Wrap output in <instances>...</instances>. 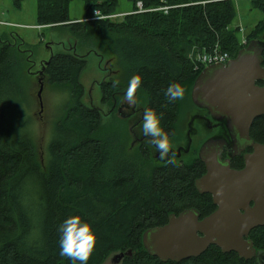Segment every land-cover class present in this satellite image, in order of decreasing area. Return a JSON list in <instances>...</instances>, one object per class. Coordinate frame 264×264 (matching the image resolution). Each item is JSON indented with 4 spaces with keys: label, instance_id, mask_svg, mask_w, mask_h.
I'll return each mask as SVG.
<instances>
[{
    "label": "trees",
    "instance_id": "trees-1",
    "mask_svg": "<svg viewBox=\"0 0 264 264\" xmlns=\"http://www.w3.org/2000/svg\"><path fill=\"white\" fill-rule=\"evenodd\" d=\"M21 1L16 0L18 7ZM84 1L85 20L73 22L71 0H37L38 26H60L75 41L43 67L46 82L70 95L44 161L26 132L22 93L15 86L32 52L24 56L28 52L0 37V264H69L59 255L58 232L69 216H80L95 232L88 264H104L113 254L129 251L122 264H258L215 246L179 263L147 253L143 234L167 224L170 215L196 209L203 219L214 212L211 196L195 186L205 167L197 161L157 168L147 154L112 145L103 134V114L83 102L87 60L79 51L109 55L116 62L117 79L101 84L103 104H113L129 78L140 75L136 93L146 96L145 109L163 113L161 124L169 135L178 105L166 100L164 90L172 83H193L204 70H196L190 57L219 48L236 58L260 39L240 44L238 30L230 29L236 17L233 0H127L133 11L123 19L96 20H90L95 11L116 15L119 0ZM250 1L264 12V0ZM139 2L147 12L135 13ZM162 8L168 9L156 10ZM250 137L264 144V117L254 121ZM250 239L257 251L264 250V227L254 229Z\"/></svg>",
    "mask_w": 264,
    "mask_h": 264
},
{
    "label": "water",
    "instance_id": "water-1",
    "mask_svg": "<svg viewBox=\"0 0 264 264\" xmlns=\"http://www.w3.org/2000/svg\"><path fill=\"white\" fill-rule=\"evenodd\" d=\"M263 55L264 39L252 40L236 58L206 67L195 80L193 103L225 122L238 153L245 146L253 148V153L237 171L229 161H222L225 140L204 143L199 159L206 173L195 186L200 194L211 195L217 209L203 219L196 209H187L170 215L167 224L147 230L142 237L144 249L162 262L196 258L213 246L246 260L256 255L248 238L254 229L264 227V144L256 143L250 130L255 120L264 117ZM124 256L116 254L114 261L119 263Z\"/></svg>",
    "mask_w": 264,
    "mask_h": 264
},
{
    "label": "rangeland",
    "instance_id": "rangeland-1",
    "mask_svg": "<svg viewBox=\"0 0 264 264\" xmlns=\"http://www.w3.org/2000/svg\"><path fill=\"white\" fill-rule=\"evenodd\" d=\"M236 9V17L230 25L231 30H238V38L242 46L247 45L250 39H264V12L255 9L250 0H233ZM133 11V4L127 0H119L116 15H127ZM87 15V7L84 0H71L69 6V18L73 22H82ZM124 18V17H123ZM119 18V19H123ZM37 0H22L20 7L16 0H0V37L17 47L18 50L29 56L30 61L20 70V79L15 86L20 89L23 106L28 121V129L32 136L40 158L47 159V147L54 140L55 127L63 117L64 107L69 99V91L49 85L43 70V64L57 54L66 53L74 46V39L60 26L50 25L40 27L37 22ZM82 49V48H81ZM88 49L79 51L86 56L87 66L81 75V83L85 89L84 104L97 108L105 113L108 107L102 103L101 84L106 79L105 70L108 65L112 70L117 71L116 62L111 56L100 57L97 53H88ZM101 54V51L98 50ZM23 56V55H22ZM114 74V73H113ZM113 78H116L114 76ZM193 83L188 81L183 84L185 89L184 97L178 100L180 106V117L187 119L191 114V88ZM41 97L38 93L41 90ZM18 89V90H19ZM20 95V94H19ZM138 104L145 105L146 96L136 94ZM21 100V98H20ZM103 134L109 135L107 124L110 121L105 114L102 115ZM126 148L130 146V138L126 135ZM194 152L191 156L184 157L189 164L194 159ZM114 255V254H113ZM112 255V256H113ZM111 256V257H112ZM109 257L104 264L113 263Z\"/></svg>",
    "mask_w": 264,
    "mask_h": 264
},
{
    "label": "flooded vegetation",
    "instance_id": "flooded-vegetation-1",
    "mask_svg": "<svg viewBox=\"0 0 264 264\" xmlns=\"http://www.w3.org/2000/svg\"><path fill=\"white\" fill-rule=\"evenodd\" d=\"M232 59L233 58L230 57V60ZM105 70L107 72V76L106 79L103 81V83L109 82L114 76L117 75V71L112 70L108 65L106 66ZM194 83L195 81L193 82L191 88V95H190L191 106L189 107L190 109L189 112H191V114L188 115L187 119L180 117L179 114L180 104L177 100L178 115L169 124V128H170L169 139L171 144L169 155H166L163 159H161L159 153L150 143V138L142 134L140 124H141L142 114L145 110V105L141 106L140 104H138L136 92L134 94L133 104H128L127 102L124 101L125 91L119 92L117 94L118 97L117 99H114L113 104L111 105L105 104L108 107V112L106 113L104 111L103 112L108 118H110V121L106 126L110 137V143L112 145L116 143L120 146V148L124 147L125 149L131 152H137L139 154L142 153L147 154L149 157V162L153 166L160 168V167H166L169 164L191 165L197 161H200L199 159L200 149L205 142H207L210 139L225 140L227 142V146L222 150V161L223 162L229 161L230 167L233 170H237V171L242 170L245 167V157L253 153V148L245 146L241 148L240 153H238L235 147L236 145L230 136V132L228 131L225 122L216 121L208 110L199 108L193 103L192 90ZM126 135L129 136L131 140L129 142L130 143L129 148H126V143H127V140L125 139ZM193 152L195 153L194 154L195 157L189 164H187L184 160V157L191 156ZM202 164L204 165V163ZM205 173H206V167H205ZM212 204L215 207L214 211H216L217 207L214 205L213 200H212ZM248 239H250V235ZM218 249L223 254L233 253L236 256H238L239 259H242L235 252L224 253L220 248ZM123 254L125 256L120 260L119 263H116L114 261L115 255H113L111 257L113 263L122 264L126 255L128 256L132 255L131 251L127 252V254L126 253ZM243 260L258 262V264H264V250H258V251L256 250L255 256H253L249 260L246 259Z\"/></svg>",
    "mask_w": 264,
    "mask_h": 264
},
{
    "label": "clouds",
    "instance_id": "clouds-1",
    "mask_svg": "<svg viewBox=\"0 0 264 264\" xmlns=\"http://www.w3.org/2000/svg\"><path fill=\"white\" fill-rule=\"evenodd\" d=\"M95 15L97 16L96 12ZM141 86V76L138 74L131 76L124 92V101L133 104L134 94ZM184 93L185 89L179 83H172L164 90L166 100L171 103L183 99ZM162 118L163 113L146 108L140 124L142 134L150 138V143L161 159L169 155L171 147L169 135L161 125ZM58 232L60 233L59 255L68 258L69 264H88L96 244V235L90 224L82 221L80 216H69L58 226Z\"/></svg>",
    "mask_w": 264,
    "mask_h": 264
},
{
    "label": "built area",
    "instance_id": "built-area-1",
    "mask_svg": "<svg viewBox=\"0 0 264 264\" xmlns=\"http://www.w3.org/2000/svg\"><path fill=\"white\" fill-rule=\"evenodd\" d=\"M168 8H162V9H156V10H167ZM151 10V11H156ZM95 12L97 13V16L95 15ZM93 18L90 20H96V19H119L123 18L124 15H113V16H102L99 11H95ZM147 12V10H144L143 5L141 2L137 4V11L135 13H144ZM190 58H192L193 63L196 65V70L204 69L211 65H217V64H226L230 60V56L228 53L223 52L219 48H215L214 50L210 52H200L197 51L196 55H192Z\"/></svg>",
    "mask_w": 264,
    "mask_h": 264
},
{
    "label": "bare ground",
    "instance_id": "bare-ground-1",
    "mask_svg": "<svg viewBox=\"0 0 264 264\" xmlns=\"http://www.w3.org/2000/svg\"><path fill=\"white\" fill-rule=\"evenodd\" d=\"M164 11V10H163ZM205 69V68H204Z\"/></svg>",
    "mask_w": 264,
    "mask_h": 264
}]
</instances>
